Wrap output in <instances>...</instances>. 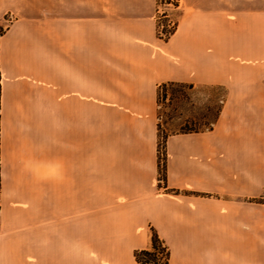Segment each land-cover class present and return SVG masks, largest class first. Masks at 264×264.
<instances>
[{"label": "crops", "instance_id": "1", "mask_svg": "<svg viewBox=\"0 0 264 264\" xmlns=\"http://www.w3.org/2000/svg\"><path fill=\"white\" fill-rule=\"evenodd\" d=\"M181 4L164 39L156 0H0V264H137L152 229L170 264H264V0ZM165 83L225 95L164 180Z\"/></svg>", "mask_w": 264, "mask_h": 264}, {"label": "rangeland", "instance_id": "2", "mask_svg": "<svg viewBox=\"0 0 264 264\" xmlns=\"http://www.w3.org/2000/svg\"><path fill=\"white\" fill-rule=\"evenodd\" d=\"M95 8L89 5V11ZM111 7L104 5L107 13ZM181 0H156V29L161 38L168 39L176 30L181 13ZM6 16L0 24L11 21ZM1 78V77H0ZM225 90L221 87L208 86H170L163 92L158 105L160 127L159 162L160 168L166 164V146L162 136L177 134L191 129L207 130L214 120L215 114L222 106L221 100ZM161 153L164 156H161ZM162 175V173H161ZM163 179V177L161 176Z\"/></svg>", "mask_w": 264, "mask_h": 264}, {"label": "trees", "instance_id": "3", "mask_svg": "<svg viewBox=\"0 0 264 264\" xmlns=\"http://www.w3.org/2000/svg\"><path fill=\"white\" fill-rule=\"evenodd\" d=\"M6 31H7V28L0 24V38L6 33ZM175 85L183 86V85L174 84V83L162 84L158 90V99L160 100L162 93L166 92V90L170 86H175ZM222 101L223 99L221 100V102ZM0 108H1V83H0ZM221 108L222 106H220V108L217 111V114H215V117H214L215 121H217L220 115ZM213 124L214 122L211 123V126L208 127V129H212ZM201 131L203 130L191 129L188 131H183L181 133L201 132ZM159 133H160V127H159ZM160 136H161V133H160ZM169 136L170 134H166L162 136L165 145H166L167 138ZM165 169H166V164L164 165L163 168H161V173H162V177L164 180L166 178ZM134 256H135V260L137 264H170L171 253L167 245H165V243L160 239L157 232L154 229H152L151 246L147 249L136 250Z\"/></svg>", "mask_w": 264, "mask_h": 264}, {"label": "built area", "instance_id": "4", "mask_svg": "<svg viewBox=\"0 0 264 264\" xmlns=\"http://www.w3.org/2000/svg\"><path fill=\"white\" fill-rule=\"evenodd\" d=\"M161 156H164V155L161 153Z\"/></svg>", "mask_w": 264, "mask_h": 264}]
</instances>
